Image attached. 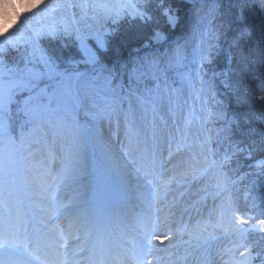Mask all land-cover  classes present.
<instances>
[{
    "label": "rangeland",
    "instance_id": "1",
    "mask_svg": "<svg viewBox=\"0 0 264 264\" xmlns=\"http://www.w3.org/2000/svg\"><path fill=\"white\" fill-rule=\"evenodd\" d=\"M44 1L32 0L28 3L26 0L25 6L13 8L16 0H0V3L7 5L8 8L11 5L14 13L11 24L0 30V48L8 42L11 44L5 47V52H14L4 56V60L0 59V75L3 74L0 78V145L5 143L3 139L6 130L5 109L12 98L14 99L15 93H22L26 89V82L34 75L32 69L43 54L37 43L39 37L44 35L55 37L60 34L62 38L76 41L83 36L90 37L101 29L105 33H114L110 35L111 37L116 36L122 22L147 23L151 17L145 11L146 5L158 2V0H60L61 9H59V5L56 4L49 8L57 1L46 0V3ZM206 1L201 13H208L209 19L215 5L214 0ZM158 3L160 5V2ZM42 6L43 12L40 11ZM162 14L165 24L170 26L177 24V15L173 8L164 7ZM196 22L198 29L201 23L197 20ZM192 24L188 32L190 37L195 34ZM197 29V35L192 39L178 46L175 45L161 54L162 65L165 67L171 65L172 61L169 60H174L176 63L177 69L173 68L175 63H172V67L170 66L177 81L176 85H170L165 81L163 71L162 74L159 72L158 83L150 86L149 89L138 91L139 94L134 92L129 95L124 100L126 104L123 102L124 106L106 108L99 119L85 116L84 113H81L78 119L56 113L37 119L30 117L24 111L25 116L30 118L31 125L27 132L15 141L19 145L27 138L26 143L30 148V154H34V158L38 161L43 160L46 155L45 150L49 148L47 140L55 144L53 148L57 149L56 152L61 156H74V159H71L70 171L67 172L68 177L63 178L62 183L46 184L44 189L48 191L46 192L47 203L55 216L61 214L59 208H63L64 213L65 210L76 208V216L80 215L81 218L84 213L81 212L79 205L86 204L95 192L94 183H86L97 168L104 170L105 178L112 173L109 179L115 184L114 187L118 186V189L123 191L122 184H124V192L128 194V198H131L133 192L134 194L142 193L151 179L147 174H142L138 166L133 165L132 159L125 156V149L127 148L128 152L137 150L138 155V152L144 148L147 151L154 150L153 142L156 144L165 142L168 147L165 149L172 148L179 158L169 154L154 155L151 163L159 170L151 169L149 172L151 171L155 178L162 173L157 181L160 184L159 188L162 189V191L159 190L160 194H168L170 185L171 191L177 190L174 198H169V202L177 203L174 204V209L180 207L177 214L181 211L186 212L187 221H184L182 225L191 227L181 229L179 234L173 237L180 235L186 242L203 243L219 237L232 236L231 239L215 242L221 252L230 248L227 256L229 260L226 264H253L252 259L257 255L253 250L255 239L248 237V229L264 231L261 230V221H252V213H241L235 206L237 193L226 173L227 162L224 157L217 154V150L214 152L212 146L214 137L210 135L206 127V120L210 117V111L207 109L209 95L206 91L202 94L199 80L200 66L206 61V57L201 53L198 54ZM6 32L11 34L5 36ZM148 38L150 41L141 44L150 48L149 42L160 43L164 40V34L154 29L148 34ZM69 45L72 46L70 42ZM186 49H190L191 53L186 52ZM151 54V52L145 53L142 57ZM185 57H188L187 61ZM207 88L209 91V85ZM27 107L31 110L32 104L29 103ZM68 126L75 127V131L80 132L78 139L70 141L71 148L66 153L64 140L57 135L60 129L64 130ZM117 137L128 142L121 143L116 140ZM179 137H181L180 140ZM149 141L151 144L148 143ZM178 160L183 163L182 169L178 167ZM173 162L175 166H171ZM42 164L47 165V169L57 176L62 175V170L52 165L50 158L44 159ZM12 166L22 174L31 171L39 172L26 168L19 160L13 163L6 156L0 157V175H7L12 171ZM176 169L181 172L179 177L174 176ZM80 179L83 181L78 190L65 197L74 183L80 182ZM243 179H240L241 182ZM138 180L140 183L135 184ZM27 181H33V177L28 176ZM162 184L165 188L161 186ZM13 190L21 202L15 184ZM78 191L80 193L76 195ZM37 197L33 196L34 199ZM240 197L248 202L249 193L246 192ZM174 211L172 209L168 213L174 217ZM189 216H196V224H193L194 220ZM241 219L247 223H241ZM200 221L205 222L200 223ZM204 225L207 226L205 231H195L197 226ZM189 233L193 234L189 235ZM173 237L171 236V239ZM165 246L173 247L167 243ZM170 250L171 257L173 249ZM241 251L247 253L243 259L240 257Z\"/></svg>",
    "mask_w": 264,
    "mask_h": 264
},
{
    "label": "snow or ice",
    "instance_id": "2",
    "mask_svg": "<svg viewBox=\"0 0 264 264\" xmlns=\"http://www.w3.org/2000/svg\"><path fill=\"white\" fill-rule=\"evenodd\" d=\"M169 21L172 22L171 18ZM10 34L6 32L5 36ZM110 35L114 33L101 29L90 37H80L59 53L45 50L32 69L34 75L26 82V95L21 93L20 101L14 102L19 103L27 115L37 119L51 113L76 119L84 113L99 119L106 108L122 106L140 84L155 77L161 54L136 57L127 63L115 62L110 58ZM29 103L31 110L27 107ZM3 139L0 157L6 156L13 163L19 160L26 168L39 171L47 184V173L41 171L42 162L30 154L27 138L18 145L15 138L5 132ZM14 177V171L0 175V264H73L72 255L65 251L71 226L55 218L47 196L32 199L27 211L23 212L13 190ZM156 219L166 220V217L158 214ZM240 222L247 223L242 219ZM29 225H33L32 231ZM206 227L197 226L195 231L203 232ZM261 230L264 231V221H261ZM151 239L160 245L171 244V235L167 232H153ZM6 249L19 255L7 254ZM157 251L163 249L153 245L152 252ZM246 255L240 252L241 259ZM144 259L147 264H168L166 257L148 255ZM90 264L121 262L112 252H97Z\"/></svg>",
    "mask_w": 264,
    "mask_h": 264
},
{
    "label": "trees",
    "instance_id": "3",
    "mask_svg": "<svg viewBox=\"0 0 264 264\" xmlns=\"http://www.w3.org/2000/svg\"><path fill=\"white\" fill-rule=\"evenodd\" d=\"M165 5L176 12V28L165 24L162 14ZM219 5L214 20L219 33L218 54L213 64L221 87H218L219 101L210 108L216 121L219 116L228 120L231 128L228 150L234 154H227L236 166L254 170L250 185L263 193L260 200L264 209V12H260L254 0H220ZM157 6L154 2L146 5L145 11L151 17L147 23L131 21L119 25L116 36L110 37L113 61L143 47L141 43L150 41L148 34L154 29L168 36L178 33L181 24L186 22L191 4L187 0H164L161 7ZM72 41L61 36L47 37L40 45L43 51L59 53L70 47ZM4 54L8 56L14 52ZM259 160L263 164L256 166Z\"/></svg>",
    "mask_w": 264,
    "mask_h": 264
},
{
    "label": "bare ground",
    "instance_id": "4",
    "mask_svg": "<svg viewBox=\"0 0 264 264\" xmlns=\"http://www.w3.org/2000/svg\"><path fill=\"white\" fill-rule=\"evenodd\" d=\"M31 1L32 0H28V3H31ZM55 1H57V3H54V4H52V5H50L49 6V8H51L53 5L54 6H56V5H59L58 6V8L59 9H61V3H60V0H55ZM45 3H46V0L44 1ZM44 3V4H45ZM56 4V5H55ZM8 8V7H7ZM40 11H44V7L42 6V8H40ZM58 12H60V10L58 11ZM8 13H9V16H10V18H12V15L14 14L13 13V10H12V7H11V5H10V7L8 8ZM49 148H51L52 147V145H50V146H48ZM189 159H190V156L188 157ZM182 165H183V163L181 162V161H179V165H178V167H181L180 169H182ZM12 171H14V173H15V176H20L19 175V173H18V171L12 166ZM176 173L174 174V176L175 177H179L180 176V174H181V172L179 171V170H177L176 169V171H175ZM180 173V174H179ZM99 176H101V175H99ZM174 177V178H175ZM104 186V183L103 182H101V181H99L98 182V192H97V194H100L101 193V188ZM107 186V185H106ZM21 188H24V187H21ZM32 188H34V189H37L38 187L35 185V186H33ZM24 191H25V193H27L28 192V189H26V188H24ZM112 191V190H111ZM38 192V191H37ZM109 193V192H108ZM108 193H107V195H108ZM105 195V194H104ZM104 195H99L100 197H102L103 198V196ZM110 195H111V193H110ZM113 196H115V194L113 193V191H112V200H114L113 199ZM120 199V201L117 199L116 201L117 202H119V203H122V202H127V198L126 197H124V196H122V197H120L119 198ZM127 203H124V205H126ZM104 215H107V212H105L104 213ZM202 223V222H201Z\"/></svg>",
    "mask_w": 264,
    "mask_h": 264
},
{
    "label": "clouds",
    "instance_id": "5",
    "mask_svg": "<svg viewBox=\"0 0 264 264\" xmlns=\"http://www.w3.org/2000/svg\"><path fill=\"white\" fill-rule=\"evenodd\" d=\"M26 0H16V2L13 4V8L25 6ZM9 24H11V18L8 13L7 5L0 3V30L3 29V27H7Z\"/></svg>",
    "mask_w": 264,
    "mask_h": 264
}]
</instances>
